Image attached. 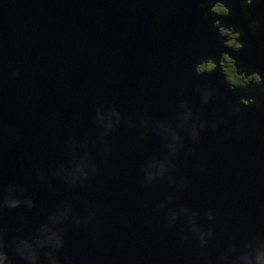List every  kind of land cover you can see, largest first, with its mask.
Segmentation results:
<instances>
[{
  "label": "water",
  "instance_id": "95a60500",
  "mask_svg": "<svg viewBox=\"0 0 264 264\" xmlns=\"http://www.w3.org/2000/svg\"><path fill=\"white\" fill-rule=\"evenodd\" d=\"M0 264H264V0H0Z\"/></svg>",
  "mask_w": 264,
  "mask_h": 264
},
{
  "label": "rangeland",
  "instance_id": "374dc122",
  "mask_svg": "<svg viewBox=\"0 0 264 264\" xmlns=\"http://www.w3.org/2000/svg\"><path fill=\"white\" fill-rule=\"evenodd\" d=\"M222 9V7L219 5V4H217V5H215L214 7H213V9H212V11L214 12V13H220V12H222L223 10H221ZM223 28H220L219 29V33H220V35H222V36H226L225 38L226 39H228V38H230V39H228L226 42H225V44L227 45V46H233L234 44V38L236 37L235 35H233V34H230V32L231 31H227V30H225V29H223ZM224 34V35H223ZM228 37V38H227ZM235 46H237V44L235 45ZM223 57H225V61H227V62H224V63H222V65L224 66H226V67H223V70H224V73H225V76H226V80L230 83V84H237V82H234L236 79H238V78H242V75L241 76H237L236 74H234V69H233V67L230 65V62H232L231 61V59L230 58H228L226 55H223ZM213 66H212V64L211 63H206V64H202V65H200L199 67H198V70L199 71H204V70H210L211 68H212ZM250 79V77H247V78H242V80H244L243 81V83L240 81V82H238V84L237 85H240V86H242V85H244V83H246L247 82V80H249Z\"/></svg>",
  "mask_w": 264,
  "mask_h": 264
},
{
  "label": "flooded vegetation",
  "instance_id": "af4514ba",
  "mask_svg": "<svg viewBox=\"0 0 264 264\" xmlns=\"http://www.w3.org/2000/svg\"><path fill=\"white\" fill-rule=\"evenodd\" d=\"M222 9H223V8H222ZM220 13H225V11H222V12H220ZM226 30H230V31L232 32L233 35L237 36V34L234 33V30H233V29H226ZM234 39H235V38H234ZM235 45H236V43H234V45H233V46L236 48L237 46H235ZM237 45H238V44H237ZM224 62H227V61H225V57H223V60H222V63H224ZM230 65L233 67L232 62H230ZM222 66H223V65H222ZM223 67H226V66L224 65ZM233 69H234V67H233ZM234 74H235V69H234ZM251 77H252V79H255L256 81L258 80V78H257L256 75H252ZM251 77H250V78H251ZM242 78H244V77L242 76ZM242 78H238V79H236L234 82H239V81H241V82L243 83L244 80H242Z\"/></svg>",
  "mask_w": 264,
  "mask_h": 264
},
{
  "label": "clouds",
  "instance_id": "9594fccd",
  "mask_svg": "<svg viewBox=\"0 0 264 264\" xmlns=\"http://www.w3.org/2000/svg\"><path fill=\"white\" fill-rule=\"evenodd\" d=\"M221 10L226 11V9H221ZM237 47H239V45H237Z\"/></svg>",
  "mask_w": 264,
  "mask_h": 264
},
{
  "label": "bare ground",
  "instance_id": "6f19581e",
  "mask_svg": "<svg viewBox=\"0 0 264 264\" xmlns=\"http://www.w3.org/2000/svg\"><path fill=\"white\" fill-rule=\"evenodd\" d=\"M220 29V28H219ZM226 30V29H225ZM224 35V34H223Z\"/></svg>",
  "mask_w": 264,
  "mask_h": 264
}]
</instances>
